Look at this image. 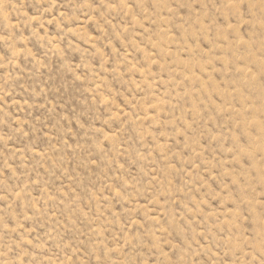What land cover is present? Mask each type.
<instances>
[{
	"label": "rangeland",
	"instance_id": "obj_1",
	"mask_svg": "<svg viewBox=\"0 0 264 264\" xmlns=\"http://www.w3.org/2000/svg\"><path fill=\"white\" fill-rule=\"evenodd\" d=\"M0 264H264V0H0Z\"/></svg>",
	"mask_w": 264,
	"mask_h": 264
}]
</instances>
